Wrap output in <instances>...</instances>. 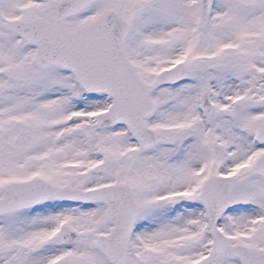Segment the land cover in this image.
<instances>
[{
	"label": "snow or ice",
	"instance_id": "6c2138e0",
	"mask_svg": "<svg viewBox=\"0 0 264 264\" xmlns=\"http://www.w3.org/2000/svg\"><path fill=\"white\" fill-rule=\"evenodd\" d=\"M0 264H264V0H0Z\"/></svg>",
	"mask_w": 264,
	"mask_h": 264
}]
</instances>
